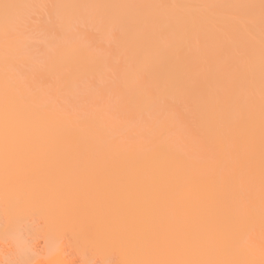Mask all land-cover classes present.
Returning a JSON list of instances; mask_svg holds the SVG:
<instances>
[{
    "label": "bare ground",
    "instance_id": "obj_1",
    "mask_svg": "<svg viewBox=\"0 0 264 264\" xmlns=\"http://www.w3.org/2000/svg\"><path fill=\"white\" fill-rule=\"evenodd\" d=\"M0 236V264H264V0H0Z\"/></svg>",
    "mask_w": 264,
    "mask_h": 264
},
{
    "label": "rangeland",
    "instance_id": "obj_2",
    "mask_svg": "<svg viewBox=\"0 0 264 264\" xmlns=\"http://www.w3.org/2000/svg\"><path fill=\"white\" fill-rule=\"evenodd\" d=\"M25 235V234H24ZM0 238H2L1 236H0ZM29 239V241L27 242V240ZM0 240H3V238L2 239H0ZM6 240V239H5ZM26 240V241H25ZM4 241V240H3ZM0 241V253H4L6 250H9V251H7V252H10V250L12 249V248H14V249H16L17 247L15 246L14 247V245H13V241H11L12 242V244H9V243H11L10 241H8V239L6 240V241ZM24 241L26 242H23L26 246H28L29 245V242H30V246H31V244H32V238H31V236H29V235H26V237H24ZM9 242V243H8ZM8 243V244H7ZM10 248V249H9ZM12 251H13V249H12ZM6 252V253H7ZM15 252V251H14ZM13 252V253H14ZM12 253V252H11ZM16 254H18V253H16Z\"/></svg>",
    "mask_w": 264,
    "mask_h": 264
}]
</instances>
